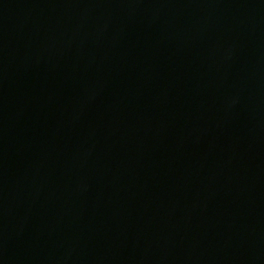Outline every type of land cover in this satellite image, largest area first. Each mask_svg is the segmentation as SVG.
Masks as SVG:
<instances>
[{"label":"water","instance_id":"95a60500","mask_svg":"<svg viewBox=\"0 0 264 264\" xmlns=\"http://www.w3.org/2000/svg\"><path fill=\"white\" fill-rule=\"evenodd\" d=\"M0 264H264V0H0Z\"/></svg>","mask_w":264,"mask_h":264}]
</instances>
